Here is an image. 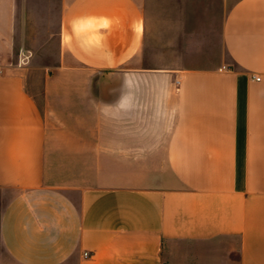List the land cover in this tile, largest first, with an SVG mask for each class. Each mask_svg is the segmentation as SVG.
I'll use <instances>...</instances> for the list:
<instances>
[{
	"label": "crops",
	"instance_id": "crops-1",
	"mask_svg": "<svg viewBox=\"0 0 264 264\" xmlns=\"http://www.w3.org/2000/svg\"><path fill=\"white\" fill-rule=\"evenodd\" d=\"M149 1L0 0V264H176L174 241L229 238L264 264V0H227L219 65L168 72ZM83 16L113 22L88 52L62 44Z\"/></svg>",
	"mask_w": 264,
	"mask_h": 264
},
{
	"label": "rangeland",
	"instance_id": "rangeland-1",
	"mask_svg": "<svg viewBox=\"0 0 264 264\" xmlns=\"http://www.w3.org/2000/svg\"><path fill=\"white\" fill-rule=\"evenodd\" d=\"M227 0H150L147 5V56L160 71L181 68H212L224 60L221 34ZM32 88L43 108L41 69L32 72ZM100 75L93 85L101 91ZM136 112V110L134 111ZM102 123V118L99 117ZM138 116L131 114V127H137ZM101 124H99L100 126ZM104 126V124H102ZM14 192L0 194V211ZM227 242L174 241L170 250L179 256L176 264H236L237 238Z\"/></svg>",
	"mask_w": 264,
	"mask_h": 264
},
{
	"label": "clouds",
	"instance_id": "clouds-1",
	"mask_svg": "<svg viewBox=\"0 0 264 264\" xmlns=\"http://www.w3.org/2000/svg\"><path fill=\"white\" fill-rule=\"evenodd\" d=\"M112 23L106 17H77L70 22L71 32L62 35V44L70 45L72 40L76 39L80 41L82 50L88 52L92 46L99 44L102 39H106L102 33L109 30Z\"/></svg>",
	"mask_w": 264,
	"mask_h": 264
},
{
	"label": "built area",
	"instance_id": "built-area-1",
	"mask_svg": "<svg viewBox=\"0 0 264 264\" xmlns=\"http://www.w3.org/2000/svg\"><path fill=\"white\" fill-rule=\"evenodd\" d=\"M86 256H88V253H85Z\"/></svg>",
	"mask_w": 264,
	"mask_h": 264
}]
</instances>
